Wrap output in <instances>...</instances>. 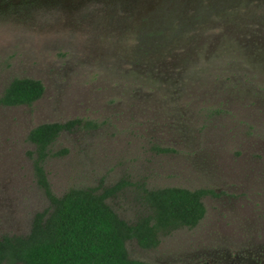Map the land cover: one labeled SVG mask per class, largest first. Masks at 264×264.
<instances>
[{
    "label": "rangeland",
    "instance_id": "rangeland-1",
    "mask_svg": "<svg viewBox=\"0 0 264 264\" xmlns=\"http://www.w3.org/2000/svg\"><path fill=\"white\" fill-rule=\"evenodd\" d=\"M17 78L45 93L0 106V238L51 205L29 133L82 120L45 164L55 195L128 180L107 203L135 225L141 185L216 194L198 228L151 252L131 240V259L205 264L201 250L264 244V0H0V97Z\"/></svg>",
    "mask_w": 264,
    "mask_h": 264
},
{
    "label": "trees",
    "instance_id": "trees-1",
    "mask_svg": "<svg viewBox=\"0 0 264 264\" xmlns=\"http://www.w3.org/2000/svg\"><path fill=\"white\" fill-rule=\"evenodd\" d=\"M167 10L169 13L177 11ZM44 93L41 81L17 78L0 97V106L31 107ZM82 124V120L42 124L29 133L28 140L36 148V180L51 205L35 215L28 235L0 238V264H151L131 259L127 242L136 240L147 250L157 245L160 233L194 227L204 217L205 207L201 199L207 192L141 185L140 196L148 213L132 225L121 219L107 203L110 197L132 185L125 179L101 193L98 187L73 186L63 195H55L45 164L51 156L66 154L67 150L52 153L51 148L63 131ZM160 152H169V149H160Z\"/></svg>",
    "mask_w": 264,
    "mask_h": 264
},
{
    "label": "flooded vegetation",
    "instance_id": "flooded-vegetation-1",
    "mask_svg": "<svg viewBox=\"0 0 264 264\" xmlns=\"http://www.w3.org/2000/svg\"><path fill=\"white\" fill-rule=\"evenodd\" d=\"M170 151L172 150L169 149V152ZM169 152H162V153H169ZM190 191L207 192L201 199L204 207H205L204 199L207 196L209 195L216 196L215 192L211 190H206V189L190 190ZM206 215H207V209L205 207L204 217L198 222L196 226L191 227V228L190 227H183V228H186V229L198 228L201 225V223L205 221ZM181 229L182 228L172 230L169 233H160L158 237L157 245L147 250H149L150 252L156 251V249H158L162 244V241H163V239L161 241L162 236H165V237L172 236L174 232L181 230ZM29 233H30V230H29ZM141 249L144 250L143 248ZM201 251L203 252V255H204L205 264H264V244H261V243L255 244L254 242H240L239 244H234L232 249H221V248L216 247V248H210V249L201 250ZM168 259H170V257H168ZM155 263L156 264H167L165 262L160 263V260L156 261ZM151 264H154V263H151Z\"/></svg>",
    "mask_w": 264,
    "mask_h": 264
}]
</instances>
